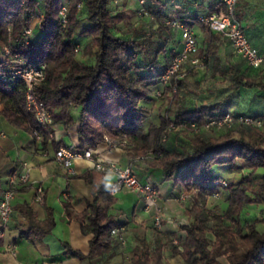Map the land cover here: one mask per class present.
<instances>
[{
	"label": "trees",
	"instance_id": "obj_1",
	"mask_svg": "<svg viewBox=\"0 0 264 264\" xmlns=\"http://www.w3.org/2000/svg\"><path fill=\"white\" fill-rule=\"evenodd\" d=\"M80 1L68 0L65 21H62L59 14L62 0H0V47L9 44L25 64H45V79L36 85V91L51 111L54 123L72 125L75 120L70 110L72 107H80L76 120L77 149H94L104 141L105 136L112 139L125 137L128 141L125 148L132 155L144 153L148 149L155 151V159L151 165L161 169L164 180H172L174 185H180L186 191L194 189L196 199L189 212L192 220L181 225L184 236L179 239V244L169 240L171 252L181 255L185 264H264V228L257 227L260 222L264 224V172L259 175L261 182H253L257 170L264 168V124L262 123L263 128L249 126V131L239 137L228 134L197 135L191 148H170L165 145V141L161 140L167 123L163 116L158 124L150 123L147 128L143 124L145 111L141 102L150 100L151 88L161 84L160 76L170 60L162 63L158 56L177 32L171 31L165 25V20L176 17L194 21L201 12L189 16H182L177 12V16H172L166 11L164 3L157 7L154 5L157 0L144 2L146 15L150 13L159 21L158 26L152 29L161 36L166 34L164 42L152 47L150 39L138 36V29H132L135 30L133 33L129 30L132 35L136 32L134 36L137 37L118 34L121 31L119 23L126 17V12L111 8L112 0H84L79 8ZM83 6L85 12L80 17L78 10ZM36 7L40 11V22L35 26V38L26 43L22 33L32 21L31 12ZM82 22L86 24L81 33L90 36L82 53L94 56V61L90 64L77 58L76 48L79 47L81 51V47L73 39L75 30ZM178 51L172 48L171 57ZM3 68H6V64L0 59V69ZM229 73L233 74L231 86L234 88H264V84L239 74L232 66L221 70L222 75ZM181 84L180 80L179 88ZM24 93L25 85L22 81L14 78L3 80L0 77V101L4 105L2 114L12 123L29 129V125L33 124L32 115L23 108ZM228 103L229 98L226 96L213 104L168 111L175 120L202 123L224 113ZM46 141L47 135L43 134L42 144ZM58 144L60 146L61 143ZM239 161L249 171L242 182H231L228 185L227 205L222 217L233 221L234 227L225 225L214 229V240L210 247V239L205 235L210 230L209 217L202 212L197 202L221 187L219 180L222 177L214 170L215 166L228 165L236 168ZM81 177L91 185L92 198L81 212L69 209L66 202L64 207L67 216L75 217L81 223L83 233H92L89 239L90 249L87 254H83L65 243L64 254L91 261L94 255L111 248L113 237L110 231L120 223L114 215L107 212L116 198L109 193L105 181L96 177L92 170H87ZM41 203L44 204V195ZM248 203L262 205L259 209L262 215L253 217L250 223L242 224L238 217ZM26 209L28 212L32 211L30 206ZM46 209V224H28L21 229V237L30 236V232L40 236L49 232L53 218L51 208ZM30 238L32 240L34 237ZM219 256H223L226 263L219 261ZM131 262L161 264V245L150 249L148 243L140 238Z\"/></svg>",
	"mask_w": 264,
	"mask_h": 264
},
{
	"label": "crops",
	"instance_id": "obj_2",
	"mask_svg": "<svg viewBox=\"0 0 264 264\" xmlns=\"http://www.w3.org/2000/svg\"><path fill=\"white\" fill-rule=\"evenodd\" d=\"M62 1L63 3L68 2V0ZM81 2L84 3V0ZM129 2L135 6L138 4L136 0ZM146 2L150 3L149 0ZM162 3L172 16H177V12H180L179 15L189 16L198 12L222 11L223 9L221 0H157L154 5L159 7ZM81 12L84 15V6ZM235 17L239 20L250 43L264 56V0H239L235 9ZM84 25L85 22H82L73 34V39L81 47V52L90 40L89 35L81 33ZM192 30L197 37L201 53L206 55L205 61L209 64V59L212 58L218 74L222 75V69L232 66L239 74L264 84V62L259 67L250 66L244 57L234 52L226 38L206 29L200 23L194 22ZM118 34L125 36L121 31ZM173 37L176 40V46L172 48L175 51L180 50L179 32H176ZM81 52L80 57H77L80 61L93 63V55ZM228 75L231 81L230 89L224 96L229 98L226 110L257 115L264 124V88L259 86L234 88L231 86L233 74L223 76ZM154 87L159 89L160 85ZM3 107L0 101V194L6 187V177L10 174L26 172L30 181L27 185L19 186L15 192L8 228L0 236V264H132L131 257L140 238L148 243L150 249L161 245V264H185L181 255L171 252L169 241L176 238L182 239L184 230L181 225L192 220L189 205L185 202H178L176 199L179 192L184 189L180 185H174L172 180H164L161 169L151 165V162L135 164L134 171L140 181L144 182L149 178L154 182L158 193L157 207L144 209V201L140 200L135 192L125 189L113 195L116 200L107 210L120 223L117 227L122 228L123 244L112 235L111 248L94 255L91 261L87 258L65 255V243L87 254L92 233H83L81 223L75 217L67 216L64 202L68 203L69 209L74 212H81L86 207L87 201L92 198V188L81 176L87 170H92L96 177L104 180L107 188L114 181V175H104L98 172L93 168L90 159H75L71 170H66L55 161L54 150L58 147V142L66 146L76 145L78 142V122L76 120L80 107H72L70 110L75 120L72 125L54 124L58 141H50L47 138L45 144H42V139H36L28 128L18 126L7 119L2 114ZM31 119L35 124L33 116ZM201 136H208V133ZM168 147L173 148L169 145ZM94 150L105 159L117 160L122 166H125L132 157L128 148H112L105 141L98 143ZM240 167L249 171L241 161L236 168L217 165L214 170L221 177H229L234 180L232 182L238 184L242 180L236 177L244 172V169ZM260 170L264 172V168L258 169L257 172ZM245 174L247 173L244 172ZM254 182H261V177L259 176ZM38 185L43 189L44 204L35 200V187ZM226 205L227 202L225 207ZM251 205L257 206L255 203H248L245 204L243 210ZM27 206L31 207V212L27 211ZM258 206H260L259 209L262 207V205ZM46 207L51 208L53 218V225L49 232L42 236L30 232V236L21 237V229L26 228L28 224H46L48 216ZM157 208H159L161 217L159 226L154 224ZM252 217H258V215L254 214ZM257 227L263 229L264 224L260 222ZM30 237L34 238L31 240Z\"/></svg>",
	"mask_w": 264,
	"mask_h": 264
},
{
	"label": "built area",
	"instance_id": "obj_3",
	"mask_svg": "<svg viewBox=\"0 0 264 264\" xmlns=\"http://www.w3.org/2000/svg\"><path fill=\"white\" fill-rule=\"evenodd\" d=\"M40 2L44 0H39ZM239 0H221L223 3L222 11H207L201 12L193 20H180L176 17L168 18L165 20L171 31H177L180 34V50L176 52L170 59L167 67L160 76V83L165 87H169L172 93H175L179 87V81L185 73L181 72L183 65L187 62H192L197 66V59L192 56L198 51V41L195 33L192 30V22L200 23L206 29L217 32L226 38L235 53L241 55L246 59L248 64L252 67H259L264 62V56L261 55L257 48L253 46L247 35L245 34L239 20L235 17V9ZM144 0H139L140 12L146 14L143 6ZM81 7V1L78 3ZM66 3L61 5L59 14L61 20L65 21ZM32 21L25 28L22 33L23 40L28 43L31 39L35 38V26L40 22V11L36 7L31 12ZM79 51V47L76 48ZM206 59V55L202 57ZM0 59L6 64V68L0 69V77L3 80L14 78L15 80L22 81L25 85L24 105L23 108L27 113H30L35 124L29 125L31 134L38 140L42 139L43 134L47 135L48 140L58 141L56 130L54 129V121L51 111L46 106L45 102L40 99L36 91V85L45 79V64H25L23 58L17 53H14L9 44L0 47ZM157 96L162 95V91L156 92ZM168 118L167 114L164 115ZM254 126L261 127L262 121L259 117L249 114L240 113L237 110H226L220 115L210 117L202 123L195 121H182L174 120L169 122L167 128L169 130L175 129L176 126H182L190 129L193 132H211L221 129H230L236 126ZM166 131L162 134L161 140H166ZM104 141L109 147H127L128 141L125 137L121 139H112L108 136L104 137ZM155 151L148 149L144 153L137 154L130 159V161L122 166L117 160L105 159L93 148L87 147L84 150L76 148L75 144L60 145L54 150L55 161L65 168L71 170L75 159L85 158L90 159L93 163V168L98 172L106 175L113 174L115 179L108 187L111 195H115L121 190H130L135 192L140 200L144 201V209L157 207V189L153 182L148 178L144 182L140 181L134 171V165L148 164L155 159ZM29 176L26 172L13 173L6 177V187L0 194V236L8 228L11 213L13 211V198L19 186L27 185L29 183ZM219 182L222 186H227L225 179H220ZM36 197L35 200L39 203L42 202L44 195L43 189L40 185L35 187ZM214 192L212 195H216ZM181 195L179 197H184ZM159 208L155 213L154 224H160ZM121 227H113L110 234L115 236L120 242H124ZM174 242H177L174 240Z\"/></svg>",
	"mask_w": 264,
	"mask_h": 264
},
{
	"label": "rangeland",
	"instance_id": "obj_4",
	"mask_svg": "<svg viewBox=\"0 0 264 264\" xmlns=\"http://www.w3.org/2000/svg\"><path fill=\"white\" fill-rule=\"evenodd\" d=\"M129 1L132 0H112L110 3L111 8H115L118 11L124 10L126 12V17L119 23V27H121V33L124 34L125 37H137L134 36L136 32L134 33V35H132L131 32L133 33V31H135L132 29H138V36H145L147 39H150V41H152V47H156L158 44L164 42V39H166V34L165 36H161L159 32H155L154 29H152L154 26H158L159 21L157 19H154V17L150 13L146 15L140 12L141 6L139 4V0H136V2L138 3L136 6ZM146 1L147 0H144V2ZM166 11L169 10L167 9ZM78 15L82 17L81 10H78ZM129 30L132 31L129 32ZM144 31H146L145 35ZM175 46L176 40L174 39V37H172L169 40L166 49L159 54L158 59L162 63L168 62L171 58L170 51L172 47ZM203 48L206 49L205 47ZM80 52L81 51L77 52V57H80ZM203 55L204 54L201 53L200 47H198L197 53L192 56L193 59H197V66H194L190 61L183 65L181 72L185 74L181 78L182 84L180 85V88L178 87L175 93H172V90H170L167 86L164 87L162 84H160L159 89H156V87L154 86L151 88L152 98L150 100L141 102L142 107L145 108V119L143 120L144 127H147L150 123H160V120L163 116L167 121L166 127L164 129V131H166L167 133L165 145L172 146L173 148H177L180 146L191 148L192 141L197 135L208 133V135L210 136L228 134L233 137H239L249 131V126L244 125L236 126L230 129H221L216 131L214 130L211 132H193L190 129L182 126H176L175 129L171 130L167 128L168 123L175 120L173 114L168 111V109L176 110L197 108L201 104L211 103L219 100L220 98L224 97L230 89V76H223L218 74L212 58L209 59L210 62L208 64V61L206 62V59L204 60L202 58ZM246 63L248 62L246 61ZM159 90L162 91L161 96H157L156 92ZM165 114H167L168 118L164 116ZM134 156L135 155H132V157ZM240 168L242 169L243 167ZM244 172L247 173L246 169H244ZM244 172L243 174H239L236 179L243 180ZM260 173L261 170L257 172L256 177H253V182L259 177ZM222 179H225V181L227 182V186L221 185V187H219V189L216 191V195L210 194L204 200L199 199L197 202L198 207L204 214L209 217L208 225L210 230L207 231L205 235L208 237V239H210V247H212V243L214 240V229L223 227L225 225L232 226V228L234 227L233 221L222 218L225 204L227 202L226 199L228 195V185L234 180H231V178L229 177H222ZM181 193L182 195H185L183 198L179 197ZM176 199L178 202L187 203V205H189L190 212V210L194 206L196 199L195 191L194 189L192 191H186L184 189L182 192H179V195ZM259 207L260 206L258 205H251L248 206L246 210L242 211L240 216L238 217L240 223H250L253 218L252 215L256 214L258 216H261L262 214H264V212H262V214L261 212L258 213ZM215 215L216 217L214 218L213 216ZM174 240H176L177 242H174ZM174 240H172V243L179 244L178 238ZM120 243L123 244L122 242ZM223 246L225 247L226 245L224 244ZM218 259L222 263H226L223 256H219Z\"/></svg>",
	"mask_w": 264,
	"mask_h": 264
}]
</instances>
